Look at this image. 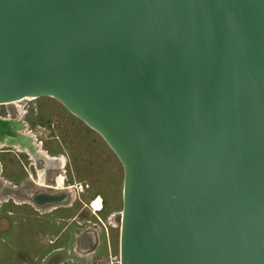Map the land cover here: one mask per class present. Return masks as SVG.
<instances>
[{"label":"water","instance_id":"95a60500","mask_svg":"<svg viewBox=\"0 0 264 264\" xmlns=\"http://www.w3.org/2000/svg\"><path fill=\"white\" fill-rule=\"evenodd\" d=\"M27 97L120 163L119 264H264V0H0V105Z\"/></svg>","mask_w":264,"mask_h":264},{"label":"flooded vegetation","instance_id":"af4514ba","mask_svg":"<svg viewBox=\"0 0 264 264\" xmlns=\"http://www.w3.org/2000/svg\"><path fill=\"white\" fill-rule=\"evenodd\" d=\"M24 100L29 101L30 99ZM5 105H9V103ZM14 105L16 107L15 103ZM22 117L20 119L17 113L14 116L0 117L3 120H20L18 122L24 124L25 128L17 132L24 136L26 141L22 145L11 143V141L8 143L6 139H1L3 141L0 142L1 218L8 220L7 223L14 224L17 232L16 237L19 235L21 237L20 243H22L24 234H27V245L39 246L44 249L51 248L40 259L41 263L100 261L99 253L102 251V247L106 254L107 246L110 244L108 230L102 220V214L106 209L104 200L100 198L99 209L91 208V204L100 196H91L88 184L81 186L79 182L70 181L67 155H55V151L51 150L47 144L39 142L33 134L35 127L31 129ZM36 127L39 128V125ZM47 127L55 129L54 125H47ZM48 139L59 143L58 137ZM60 176L63 177L61 185L57 183ZM75 205L79 206L75 214L59 219L60 222L66 223L63 230L55 236L51 235L52 240H45L50 227L48 218L55 213L68 214ZM85 211L91 213V221L85 220V218L80 219ZM104 216L106 224L113 228L112 221H115L116 213H108ZM81 220L82 222H80ZM37 223H43L45 228L36 226ZM10 227L9 223L2 226L1 229L6 230ZM71 227L80 231L74 232ZM99 231L102 232L100 236L98 235ZM62 237L67 239L66 245L58 247ZM79 252H88L92 256L87 259L88 255L82 256ZM109 252H111V248H109ZM63 253L66 255L65 257L62 255ZM33 261L36 262L37 258L28 260L27 263Z\"/></svg>","mask_w":264,"mask_h":264},{"label":"rangeland","instance_id":"374dc122","mask_svg":"<svg viewBox=\"0 0 264 264\" xmlns=\"http://www.w3.org/2000/svg\"><path fill=\"white\" fill-rule=\"evenodd\" d=\"M25 114L22 119L29 124L31 129H35L33 134L39 142L47 144L51 150L55 151V155H67L69 159L70 181L79 182L81 186L88 184L91 189V196H100L106 204L104 214L116 213L115 221H112L113 228L106 224L104 214L102 220L107 228L110 244H106L107 253L104 252V247L100 251V261L97 262H70L62 261L54 264H117L114 257H119L118 240H119V223L120 212L122 207V167L115 158L111 150L103 142V140L83 123L76 118H73L67 111L56 101L51 98L30 99L29 101H21ZM14 104L0 105V117L14 116L17 113ZM39 125V128L36 127ZM47 125H54L55 129H49ZM59 138V143L49 140L48 138ZM47 138V139H45ZM46 140V141H45ZM59 147H58V146ZM78 186V185H77ZM61 192V191H58ZM76 194V191H75ZM89 200V199H88ZM79 206L75 205L74 209L68 214L55 213L48 219L47 238L52 240L51 235L55 236L63 230L65 222H60L59 219L65 218L68 215H73L77 212ZM85 220L92 219L89 211H85L80 218ZM1 218V181H0V264H46L41 263L40 259L50 251L51 248L44 249L43 247H31L27 245V234H24L22 243L20 235L16 237L17 232L14 224L6 222ZM82 222V220L80 221ZM11 225L10 228L1 229L5 224ZM59 223V224H57ZM36 226L45 228L43 223H37ZM74 232L80 230L71 227ZM28 232V230H25ZM25 232V233H27ZM102 232H98L100 236ZM108 238V239H109ZM67 239L62 237L59 240L58 247H65ZM101 246V242H100ZM111 248V252H109ZM80 255L92 256L88 252H79ZM90 254V255H89ZM66 256L64 253L62 254ZM37 258L36 262L27 263L28 260ZM119 262V261H118Z\"/></svg>","mask_w":264,"mask_h":264},{"label":"bare ground","instance_id":"6f19581e","mask_svg":"<svg viewBox=\"0 0 264 264\" xmlns=\"http://www.w3.org/2000/svg\"><path fill=\"white\" fill-rule=\"evenodd\" d=\"M25 99H28V97L27 98H25ZM29 99H31V98H29ZM15 104H16V107H17V109H18V111H17V114H18V116H19V118L21 119V116H23V114L25 113L24 112V109H23V107L21 106V101L20 102H14ZM14 103H9V104H14ZM7 104V103H6ZM18 121H20V120H18ZM3 141V140H2ZM1 141V142H2ZM4 145V144H3ZM0 146H1V144H0ZM60 161V160H59ZM63 163V162H62ZM60 164V163H59ZM62 178L63 177H58V179H57V183L59 184V185H61V182H62ZM41 182V181H40ZM59 187V186H58ZM62 188V187H61ZM100 197L99 198H97L92 204H91V208L93 209V210H96V209H99L100 208Z\"/></svg>","mask_w":264,"mask_h":264},{"label":"built area","instance_id":"2783aa9c","mask_svg":"<svg viewBox=\"0 0 264 264\" xmlns=\"http://www.w3.org/2000/svg\"><path fill=\"white\" fill-rule=\"evenodd\" d=\"M112 260L115 261V263L119 264V262L117 261V257H114V259Z\"/></svg>","mask_w":264,"mask_h":264}]
</instances>
